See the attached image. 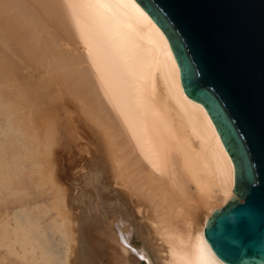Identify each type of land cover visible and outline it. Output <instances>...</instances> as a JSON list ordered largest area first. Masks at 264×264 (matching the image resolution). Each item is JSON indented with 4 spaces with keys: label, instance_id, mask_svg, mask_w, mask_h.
<instances>
[{
    "label": "bare ground",
    "instance_id": "1",
    "mask_svg": "<svg viewBox=\"0 0 264 264\" xmlns=\"http://www.w3.org/2000/svg\"><path fill=\"white\" fill-rule=\"evenodd\" d=\"M19 49L69 68L56 78L79 110L69 115L84 126L71 136L87 147L71 170L80 172L71 173L73 190L56 183L63 191L46 196L35 188L8 212L0 264H227L204 230L235 197L231 160L205 108L185 93L168 39L136 0H0V54L9 69L25 61ZM41 144L19 158L31 184ZM111 181L118 189L109 190Z\"/></svg>",
    "mask_w": 264,
    "mask_h": 264
},
{
    "label": "water",
    "instance_id": "2",
    "mask_svg": "<svg viewBox=\"0 0 264 264\" xmlns=\"http://www.w3.org/2000/svg\"><path fill=\"white\" fill-rule=\"evenodd\" d=\"M168 39L183 89L209 115L234 194L204 237L227 264H264V0H136Z\"/></svg>",
    "mask_w": 264,
    "mask_h": 264
},
{
    "label": "rangeland",
    "instance_id": "3",
    "mask_svg": "<svg viewBox=\"0 0 264 264\" xmlns=\"http://www.w3.org/2000/svg\"><path fill=\"white\" fill-rule=\"evenodd\" d=\"M19 50H18V52H20V53H17V52H15V53L19 54V58H21L22 61L23 60H25V61H23L22 64H20L19 62H13L11 64L9 62L11 64L10 65L11 69H9V64L5 65L2 63L3 59H2L1 54H0V103L3 102L0 104V107H1L0 108V158H1L0 159V179H1V181H0V228L5 224L4 221L6 222V220H7L6 216H8V212L14 208H19V206L24 202L25 198L28 195H29L28 196L29 198L34 197L36 194H38L37 192H39V194L46 195V196H47V193H49L48 196L55 195L54 193L57 192L59 184L61 185L62 189L67 188L70 184L71 185L75 184L73 186H76V180L74 182V179L71 176V173L74 174L73 176L79 177L80 172L77 171L78 173L75 174L76 171H71V170H75V169L78 170V168H80L79 164H81L79 161V158L82 155L83 156L86 155V153L84 151V147L86 146L85 139L82 136L79 139L77 134H76V136H77L76 138H72V136H71L73 131H75L76 129H79V130L75 131V132H78V131L82 130L84 126H83L82 121L76 120L75 116L69 115L68 112L73 111V113L78 114L79 110H77V107L75 106L74 102L70 101L71 97L69 98V95L67 93H64L62 96L61 90H63L62 88H65L64 87L65 83H63L62 85L59 84L60 82H58L57 78H56L57 75L62 76V75L67 74V72H69V68L63 69V67L52 66L50 64L49 65L46 64L47 67L49 66V68L47 69L45 64H40V63H37L33 60H30L31 56L34 57V55L31 54L30 51L26 52V54H23L24 53L23 49L20 51ZM15 63H18V65H20V68ZM1 65L3 67H1ZM53 67L55 68V70ZM59 68L61 69V71L59 70ZM11 70H12V72H11ZM53 76H55V79ZM50 78H52L54 81L50 80ZM12 79H13V81H12ZM14 81H15V83H14ZM57 83L59 84V86L61 85L60 88L62 87L60 90L57 86ZM58 92H60V95ZM66 92H67V90H66ZM67 98H69V99H67ZM68 104H70V106ZM6 110H8V111H6ZM74 110L76 112H74ZM12 115H13V117H12ZM14 118H15V120H14ZM69 118L70 119L73 118V120L71 119L72 123L70 122ZM35 121H37V122H35ZM75 122H77L76 126L74 125ZM40 126H42V127H40ZM36 127H38V128H36ZM15 131H17V132H15ZM34 131H35V133H34ZM45 132L47 134L44 135ZM42 133H43V135H42V139H41L40 135ZM49 136H51V137H49ZM43 137H44V139H43ZM11 140H13V141H11ZM35 142H37L38 144H41V143L43 144V145L41 144V146L39 147L40 150H39V148H37V152L39 154L37 152L31 151V152H34L33 154H35V153L38 154V155H36V154L34 155L35 157L37 156L38 160L42 156L40 158L42 163H41V165L38 163L40 166H37V167L32 166L31 168H29V170L30 169L32 170V172H31L32 177H34L33 178L34 182H33V184H31L30 181H25L26 176L24 178L22 176L23 175L22 170H19V169H21V168H19L20 167L19 164L21 163V159L19 161V158H22L21 156L24 154L26 149H28V151H30V150H32L31 147H33L35 145L37 146L38 144ZM7 143H9V144H7ZM24 144H25V146H24ZM11 145H12V147L14 145V147L12 149L9 148V147H11ZM20 146L24 147V148H21ZM81 147L83 148V151H81ZM44 149H46L47 151ZM12 153H14V154L16 153V156L13 154L15 157H12L13 156ZM18 154H20V155H18ZM33 154L31 155V158L34 157ZM49 157H50V159H49ZM43 158H44V161L42 160ZM74 158L76 161V164H75L76 167L69 169L67 164H68V162L70 163V161L68 159H71V161H72V160H74ZM13 159L14 160L16 159V162H14ZM7 161L8 162L12 161L15 164V167H14V165H11V167L14 170L12 169L10 171V173H12L14 175H11L10 178L7 177V174L9 173V164ZM37 162H36V164H37ZM66 162H67V164H65ZM46 163H48L50 165H48ZM16 166H18V168ZM2 167H4V168H2ZM62 167H64V168H62ZM71 167H73V166H71ZM35 168L38 170L40 168V170H39L40 173ZM34 171L35 172L37 171L38 173H34ZM58 171L60 172V174L62 176L58 174ZM44 173H45V175H44ZM81 173H83V172H81ZM31 175H30V177H31ZM34 175H36V176H34ZM63 175H64V178H59L61 182H59V181L56 182L57 180H59L58 177H63ZM66 175L68 178L70 177L69 178L70 180L66 178ZM19 176H21V177H19ZM4 178L8 182L5 181ZM27 178H29V177H27ZM38 178H40V181L38 180ZM46 178H47V180H46ZM49 178H50V180H49ZM71 178L73 179V182H71ZM44 179L46 180V183L44 182L45 189H44V186L42 184L38 183V182L45 181ZM2 180H3V182H2ZM56 183L58 184L57 187L55 185ZM45 184H47V185H45ZM26 185L28 186V188ZM41 185L43 187H39ZM49 185H51V186H49ZM106 186H108L109 190H112V191H113V189H118L117 186H113L112 181L110 182V184L106 183ZM37 187H39V188H37ZM71 187L72 186L68 187L70 189V191L73 190V188H75V187H73V188H71ZM12 188H13V190H12ZM61 188L58 189L57 194L59 193V190L60 191L62 190ZM68 188L65 190L66 191L69 190ZM33 189H35L37 192ZM14 191H15V193H14ZM65 192H61V193H65ZM19 193H21V194H19ZM134 244L136 246H140L139 243L136 241L134 242ZM0 259L2 260L1 251H0ZM141 264H147L146 260H142Z\"/></svg>",
    "mask_w": 264,
    "mask_h": 264
}]
</instances>
